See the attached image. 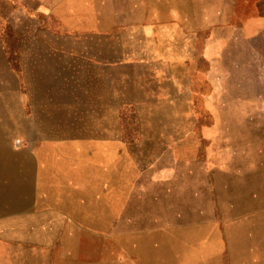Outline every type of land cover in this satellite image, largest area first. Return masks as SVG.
I'll use <instances>...</instances> for the list:
<instances>
[{"label":"rangeland","instance_id":"1","mask_svg":"<svg viewBox=\"0 0 264 264\" xmlns=\"http://www.w3.org/2000/svg\"><path fill=\"white\" fill-rule=\"evenodd\" d=\"M102 40L114 42L115 57L127 52L126 60L137 63L115 74L128 100L116 113L125 136L169 142L163 148L173 160L177 154L180 207L192 201L205 207L219 195L227 238L196 244L182 216L178 256L171 258L168 247L151 257L126 239L116 218L113 234L106 226L98 236L84 229L54 260L264 264V0H0V92L14 84L1 80L10 67L26 91L29 72L41 62L35 53L44 51L33 48L37 42ZM239 205L242 220L233 218ZM255 209L258 218H246Z\"/></svg>","mask_w":264,"mask_h":264},{"label":"crops","instance_id":"2","mask_svg":"<svg viewBox=\"0 0 264 264\" xmlns=\"http://www.w3.org/2000/svg\"><path fill=\"white\" fill-rule=\"evenodd\" d=\"M36 45L44 50L35 53L41 66L29 72L25 92L12 67L1 79L14 84L0 92V264H59L54 258L63 244L65 250L84 229L98 236L106 226L113 234L116 218L126 239L151 257L168 247L171 258L178 256L182 216L191 241L225 243V200L180 207L177 154L173 160L163 148L169 142L125 136L116 120L128 100L115 74L137 64L128 53L115 57L110 40ZM249 194L258 204V193ZM238 208L233 218L242 220Z\"/></svg>","mask_w":264,"mask_h":264}]
</instances>
